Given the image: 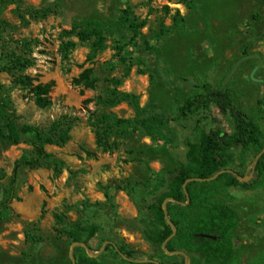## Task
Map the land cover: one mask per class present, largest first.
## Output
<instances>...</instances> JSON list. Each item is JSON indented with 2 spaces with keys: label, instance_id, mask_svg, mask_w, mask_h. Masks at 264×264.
<instances>
[{
  "label": "rangeland",
  "instance_id": "obj_1",
  "mask_svg": "<svg viewBox=\"0 0 264 264\" xmlns=\"http://www.w3.org/2000/svg\"><path fill=\"white\" fill-rule=\"evenodd\" d=\"M128 6L131 17L145 22L131 41L117 26L125 8L118 0H14L0 15V66L18 64L0 73L15 129L31 125L44 137L67 131L65 143L45 147L58 169H18L14 199L1 212L0 264H76L79 258L191 264L187 255H167L149 242L144 230L151 220L146 208L166 193L164 181L188 162L201 136L213 132L225 141L233 133L232 119L214 104L181 119L179 109L192 96L224 95L260 126L259 146H230L220 170L240 183L257 181L264 149V0H129ZM84 20L112 24L95 56L89 42L68 34ZM87 69L91 89L76 82ZM19 81L52 82L50 104L39 109ZM114 89L136 101L108 107ZM153 117L166 123L165 140L115 125ZM20 159L34 160L32 147L8 145L0 136V207ZM212 195L238 218L230 264H264V189L226 190L223 181ZM77 224L84 247L68 236Z\"/></svg>",
  "mask_w": 264,
  "mask_h": 264
},
{
  "label": "trees",
  "instance_id": "obj_2",
  "mask_svg": "<svg viewBox=\"0 0 264 264\" xmlns=\"http://www.w3.org/2000/svg\"><path fill=\"white\" fill-rule=\"evenodd\" d=\"M118 2L125 7L121 11L122 16L117 21L119 32L130 41L141 37L140 30L145 26V22H139L136 18L131 17L129 0H118ZM13 3L14 0H0V15L8 5ZM112 31L110 23L84 20L73 25L68 34L73 35L80 42H89L91 55L95 56L104 51L107 35ZM143 42L148 48V42L145 40ZM16 66L18 64L13 63L12 69ZM12 69L3 64L0 66V73H8ZM90 75L91 70H85L76 81L77 84L83 82L86 88H93L94 83L90 81ZM18 84L29 88L34 104L39 109H44L50 104L49 95L54 87L52 82L33 85L26 81H19ZM128 101L135 102L136 98L130 94L119 93L114 89L111 91L110 99L104 101V104L112 108L121 102ZM210 104H214L228 113L233 121L232 135L225 141H220L213 132L201 136L199 142L192 147L188 162L176 168L164 181L166 193L157 197L146 208V216L151 220L144 230V235L149 242L159 247L171 236L172 229L167 224L162 210L163 202L168 198L170 202L166 205L167 218L176 228V234L165 244V250L170 253L183 252L191 258V264H208L211 261L230 264L234 261L233 244L238 218L233 210L213 199L212 187L224 181L226 190L230 188L264 189V153L255 167L257 181L240 183L236 177L225 173L219 175L211 183H189L185 186V191L183 186L189 179H208L224 169L230 146L244 148L259 146L262 131L258 124L232 107L228 98L221 94L210 93L208 96L189 97L184 106L179 109V117L186 119L200 110L207 109ZM14 119L15 110L10 97L2 95L0 92V136L11 146L26 142L35 152L34 160L20 159L14 162L12 176L6 190V200L0 207V220L3 219L1 212L8 211L11 201L14 199L18 169L21 167L36 169L45 164L58 169L61 163L54 160L46 152L45 147L63 144L67 140V131L54 132L47 137H44L38 128L31 125H23L17 131ZM115 125L132 132L143 131L152 140H165L166 123L156 117L151 120L133 122L119 119L115 121ZM83 233L81 226L77 224L74 225L68 236L72 243H81ZM201 236H209L213 239L201 238ZM125 255L131 257L128 253ZM76 264L97 263L94 260L79 258L76 260Z\"/></svg>",
  "mask_w": 264,
  "mask_h": 264
},
{
  "label": "water",
  "instance_id": "obj_3",
  "mask_svg": "<svg viewBox=\"0 0 264 264\" xmlns=\"http://www.w3.org/2000/svg\"><path fill=\"white\" fill-rule=\"evenodd\" d=\"M264 153V149L262 151V153L259 155V157ZM225 173V171H220L218 172L216 175H214L213 177L211 178H208V179H189L188 181H186V183L184 184L183 188L185 189V186L187 185V183H190V182H211L213 180H215L219 175ZM240 181H243V179H240L238 178ZM185 191V190H184ZM186 194V192H185ZM186 197L188 198L187 194H186ZM162 210H163V213H164V216L166 218V221H167V224L169 225V227L172 229V234L171 236L163 243L162 245V248L165 250V244L171 239L174 237L175 233H176V228L174 227V225L168 220L167 218V210H166V203H163L162 205ZM201 238H206V239H213L209 236H201ZM74 246H82L84 247L83 244H79V243H75ZM167 255H182L185 257V254H183L182 252H172V253H168L166 252ZM72 263L75 264V260L72 259ZM141 263H151V261H142Z\"/></svg>",
  "mask_w": 264,
  "mask_h": 264
}]
</instances>
